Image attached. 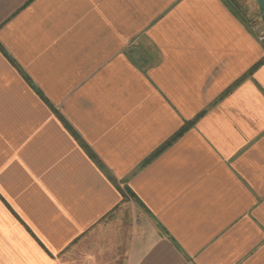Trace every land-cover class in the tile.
I'll return each instance as SVG.
<instances>
[{
	"label": "crops",
	"instance_id": "1",
	"mask_svg": "<svg viewBox=\"0 0 264 264\" xmlns=\"http://www.w3.org/2000/svg\"><path fill=\"white\" fill-rule=\"evenodd\" d=\"M248 24L227 0H0V264H264Z\"/></svg>",
	"mask_w": 264,
	"mask_h": 264
},
{
	"label": "rangeland",
	"instance_id": "2",
	"mask_svg": "<svg viewBox=\"0 0 264 264\" xmlns=\"http://www.w3.org/2000/svg\"><path fill=\"white\" fill-rule=\"evenodd\" d=\"M227 1L229 3H231V5L233 6V9L235 11H237V13L240 17H242L248 21V23H249L248 25H249L250 29L255 30V33L258 36L259 30L264 28V22H263L261 14L259 12L256 1L255 0H227ZM24 79L26 80L25 77H24ZM35 92L40 96V98L45 97L44 93L41 90H39V92L36 90ZM0 199L3 202L5 201V199L1 196V194H0ZM9 208L11 209L10 206H9ZM17 220L21 224H23V220H21L18 216H17ZM26 228L31 233V230L29 229V227L27 225H26ZM34 237L39 241V239L36 236H34ZM39 243L43 247V243L41 241H39Z\"/></svg>",
	"mask_w": 264,
	"mask_h": 264
},
{
	"label": "water",
	"instance_id": "3",
	"mask_svg": "<svg viewBox=\"0 0 264 264\" xmlns=\"http://www.w3.org/2000/svg\"><path fill=\"white\" fill-rule=\"evenodd\" d=\"M264 22V0H255Z\"/></svg>",
	"mask_w": 264,
	"mask_h": 264
},
{
	"label": "built area",
	"instance_id": "4",
	"mask_svg": "<svg viewBox=\"0 0 264 264\" xmlns=\"http://www.w3.org/2000/svg\"><path fill=\"white\" fill-rule=\"evenodd\" d=\"M258 40L261 42V43H264V28L259 30L258 32Z\"/></svg>",
	"mask_w": 264,
	"mask_h": 264
}]
</instances>
